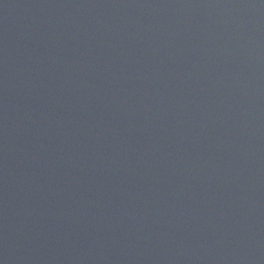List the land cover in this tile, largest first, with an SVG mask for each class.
Returning <instances> with one entry per match:
<instances>
[{
  "label": "water",
  "instance_id": "obj_1",
  "mask_svg": "<svg viewBox=\"0 0 264 264\" xmlns=\"http://www.w3.org/2000/svg\"><path fill=\"white\" fill-rule=\"evenodd\" d=\"M0 264H264V0H0Z\"/></svg>",
  "mask_w": 264,
  "mask_h": 264
}]
</instances>
